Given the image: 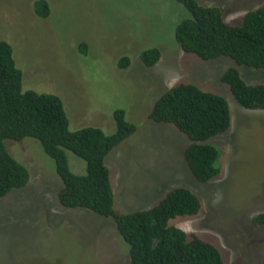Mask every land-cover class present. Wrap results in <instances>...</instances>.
Wrapping results in <instances>:
<instances>
[{
	"label": "rangeland",
	"instance_id": "1",
	"mask_svg": "<svg viewBox=\"0 0 264 264\" xmlns=\"http://www.w3.org/2000/svg\"><path fill=\"white\" fill-rule=\"evenodd\" d=\"M36 1L0 0V39L12 49L22 89L58 96L70 130L92 126L111 134L115 110L136 126L105 159L115 213L149 209L169 190L187 188L200 210L169 225L211 242L225 264H264V224L252 222L264 214V109L243 108L220 80L233 66L245 83L264 85V69L183 52L174 29L188 15L175 0H45L44 18L36 15ZM208 1L230 25H239L244 12L264 2ZM152 47L160 58L145 67L139 55ZM123 56L130 63L121 69ZM179 83L228 103L229 130L209 140L221 150L219 174L206 183L188 168V139L172 125L148 119L155 100ZM5 146L26 167L29 180L0 197V264H128L112 220L58 203L61 181L35 139H8ZM66 155L70 170L84 174V161Z\"/></svg>",
	"mask_w": 264,
	"mask_h": 264
},
{
	"label": "trees",
	"instance_id": "2",
	"mask_svg": "<svg viewBox=\"0 0 264 264\" xmlns=\"http://www.w3.org/2000/svg\"><path fill=\"white\" fill-rule=\"evenodd\" d=\"M187 12L174 29V38L185 53L208 61L227 57L238 66L264 69V2L241 16L239 25H230L220 7L208 0H175ZM36 15L47 16L45 0L34 3ZM84 53L85 44L80 45ZM160 51L149 48L139 59L152 67ZM127 56L119 58L118 68L128 67ZM21 71L15 66L10 45L0 39V197L23 188L29 173L14 159L5 140L35 139L54 163L61 187L58 203L68 209H82L110 219L125 244L128 264H225L220 251L209 241L168 224L177 216H194L200 201L189 189L176 187L149 209L117 214L105 159L110 151L136 130L125 119L123 110L113 112L115 131L105 134L100 128L86 126L70 130L61 99L53 94L23 90ZM235 101L245 109H264V85L247 84L238 70L227 67L220 76ZM148 119L168 123L189 141L185 160L192 176L206 183L219 174L220 148L209 140L227 132L231 118L227 101L220 95L203 91L191 83H179L160 95ZM85 163V173H73L66 153ZM264 224V214L252 220Z\"/></svg>",
	"mask_w": 264,
	"mask_h": 264
},
{
	"label": "crops",
	"instance_id": "3",
	"mask_svg": "<svg viewBox=\"0 0 264 264\" xmlns=\"http://www.w3.org/2000/svg\"><path fill=\"white\" fill-rule=\"evenodd\" d=\"M209 3V1H207Z\"/></svg>",
	"mask_w": 264,
	"mask_h": 264
}]
</instances>
